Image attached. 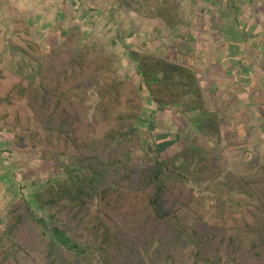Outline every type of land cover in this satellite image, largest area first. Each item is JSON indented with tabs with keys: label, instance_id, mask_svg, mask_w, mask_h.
I'll list each match as a JSON object with an SVG mask.
<instances>
[{
	"label": "rangeland",
	"instance_id": "obj_1",
	"mask_svg": "<svg viewBox=\"0 0 264 264\" xmlns=\"http://www.w3.org/2000/svg\"><path fill=\"white\" fill-rule=\"evenodd\" d=\"M142 2L0 0V68L8 73V86L23 81L33 92L48 93L45 112L61 99L59 108L66 104L76 113L72 126L78 131L66 152V142L48 149L39 143L30 152L16 146V132L6 127L7 114L0 113V264H53L55 258V264L81 263L63 246L59 252L50 249L25 210L26 200L39 218L57 215L73 243L86 248L83 254L89 252L83 264H104L89 223V216L102 211L123 236V255L113 259L116 264H264V0H183L184 19L176 27L158 17H141L133 7ZM28 29L44 64L16 45L17 30L27 34ZM80 50L84 52L78 57ZM132 53L192 68L219 134L216 127L208 137L196 129L197 97L171 109L158 107ZM101 60L118 81L139 93L138 132L127 141L112 144L105 134L98 90L108 72L94 73V64ZM81 66H86L82 77ZM60 79L67 89H56ZM84 101L86 110H81ZM198 145L208 148L200 150ZM70 154L79 161L93 159L103 173L98 180L111 188L89 203L96 207L83 212L56 197V206L43 210L38 194H45L56 178L82 172L69 171ZM157 154L183 173L166 182L163 200L166 210L177 211L196 231L194 239L172 233L177 223L152 220L146 192L135 189L138 171L130 180H124L122 172L107 173V164L124 159L138 169ZM257 198L263 205L255 203ZM223 219L237 223L215 228Z\"/></svg>",
	"mask_w": 264,
	"mask_h": 264
},
{
	"label": "trees",
	"instance_id": "obj_2",
	"mask_svg": "<svg viewBox=\"0 0 264 264\" xmlns=\"http://www.w3.org/2000/svg\"><path fill=\"white\" fill-rule=\"evenodd\" d=\"M138 6L139 8H133L141 17L146 19L158 17L170 26L176 27L184 19L182 0H143L142 3H138ZM151 7L152 9H150ZM149 9L152 11L150 12ZM17 32H20V37L15 41L17 47L30 59H33L38 64H44L41 48L32 38L29 29L27 34L22 30H17ZM82 52L84 51L80 50L78 57H80ZM132 57L138 64L141 77L152 95L153 102L158 107L171 109L173 106L181 105L188 99L197 97L200 110L195 121L196 129L208 137L214 135L212 129L216 127L215 133L216 135L219 134V127L215 123L214 115L204 107L203 90L192 68L136 53H132ZM75 63L79 64L80 62L77 60ZM107 65L102 60L98 64H94V73L96 74L98 70L102 69H107L108 72V74L104 75V85L98 90L100 97L99 108L105 116L106 137L114 144L115 142L127 141L134 134H137L138 129L135 124L139 118L141 107L138 91L128 82L118 81L116 72ZM85 70L86 66H81L79 68V76L82 77L85 74ZM8 81L7 71L0 68V113L7 114L4 119L6 127L16 132V146L22 145L24 150L31 152L39 147V143L48 149L51 145L52 147L60 148L62 147V142H66L64 144L66 148L64 152H66L71 145V140L76 141L78 136L77 129L72 126L74 121L72 116L76 114L73 108L71 109L69 105L66 107V104L59 108L61 105V99H59L52 111L45 112V108L48 106V93L39 94L38 92H33L28 86H25L23 81L14 82L9 87ZM64 81L67 86L70 85L68 78H65ZM77 82L79 80L76 79L75 86ZM65 83L60 79L55 86L56 89L58 91L63 90L62 86L66 88ZM54 94L56 95L55 88ZM84 105L85 101L81 102L79 109L86 110ZM102 125L103 122L100 126L102 127ZM68 126H71L70 130L67 128ZM197 147L200 150L208 148V146L203 145H198ZM197 153L201 152L198 151ZM65 156V154L61 155V157ZM197 158L194 157L195 162ZM54 159L58 161L59 157H54ZM68 159L72 167L69 171L82 168V172L71 178L60 179L58 177L55 184L52 183L46 188L45 194H38V205L43 210L46 208L53 209L56 206V199L54 198L56 197L68 200L73 209L83 212L91 209V207H96L89 203L98 200L97 194L99 193L105 196L111 188L105 187L106 185L98 180V177L103 173L95 165L93 159L79 161L72 154L68 156ZM199 161L194 165L199 166ZM134 167L127 166L124 159H122L121 161L107 164V173L110 171L118 175L122 172V178L130 180L131 175L138 171L140 178L138 177L135 189L146 192L149 206L152 209V216L155 217L152 220L154 222H163L165 220L172 225L177 223V229L171 230L172 233H177L179 238L187 234L194 239L196 231L188 225L186 226L183 222L184 220L178 216L177 211L166 210L164 206L163 198L167 191L166 182L179 179L183 173L174 164L164 161L160 154H157L153 161H147L141 168L136 169ZM46 196H51V198L44 202ZM255 203L263 205L258 198ZM24 206L28 214L31 217L33 216L32 218L39 225L42 231L41 234L47 239L53 252L61 251L63 246V248L75 252V256L81 260L80 264H83L88 259L89 252L88 254H83L86 248L83 250L78 244L73 243L72 239L67 236V230L58 225V218L55 213H51L49 218L44 216L39 218L38 215H35V210L30 206L28 200H26ZM244 211L242 210L243 213H245ZM249 212L253 215H258L251 208ZM103 214L102 211L100 214L89 216L90 229L95 240L100 245L99 260L104 264H116L113 259L123 255V236L118 228L105 220ZM105 216L112 219L110 215L106 214ZM261 217L260 220L263 222ZM223 220V223L216 224L215 228L227 229L237 223V219ZM2 246L3 235H1L0 230V249ZM52 261L55 264L57 258Z\"/></svg>",
	"mask_w": 264,
	"mask_h": 264
},
{
	"label": "crops",
	"instance_id": "obj_3",
	"mask_svg": "<svg viewBox=\"0 0 264 264\" xmlns=\"http://www.w3.org/2000/svg\"><path fill=\"white\" fill-rule=\"evenodd\" d=\"M182 1H183V0H182ZM192 1H194V2H195V1H196V2H197V1H200V2H201L202 0H192ZM203 1H209V0H203ZM191 5H192V2H191Z\"/></svg>",
	"mask_w": 264,
	"mask_h": 264
}]
</instances>
